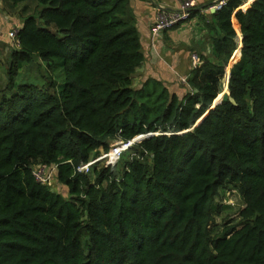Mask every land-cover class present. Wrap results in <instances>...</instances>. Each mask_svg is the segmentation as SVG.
<instances>
[{"label":"trees","instance_id":"16d2710c","mask_svg":"<svg viewBox=\"0 0 264 264\" xmlns=\"http://www.w3.org/2000/svg\"><path fill=\"white\" fill-rule=\"evenodd\" d=\"M33 1L0 97V264H264V0L191 11L211 55L183 97L156 78L134 86L145 54L133 0ZM232 56L230 93L210 108ZM37 61L35 81H15ZM148 133L116 164L78 170ZM41 165L67 196L37 180ZM228 187L245 205L220 228Z\"/></svg>","mask_w":264,"mask_h":264},{"label":"rangeland","instance_id":"374dc122","mask_svg":"<svg viewBox=\"0 0 264 264\" xmlns=\"http://www.w3.org/2000/svg\"><path fill=\"white\" fill-rule=\"evenodd\" d=\"M37 8V3L33 0H26L20 3H15L12 0H0V97H2V95L5 93L3 89H5V86L10 81L8 71L12 62L13 50L19 48V40L17 39V36L13 37L10 35V33L12 31L17 32V30H19V28L22 26L25 17L35 14L37 12ZM206 14L208 15V13ZM197 18L198 19L195 23L188 22L181 29V34L186 35L189 32L192 37L190 39L191 50L189 53L191 60L193 54H197L198 56H201V54L206 56L211 55V40L209 33L203 19L200 17ZM178 26H174L172 29L178 28ZM238 44L240 45L239 36ZM193 46L194 48L192 49ZM234 61L235 60H233L232 56L227 68L226 78L224 79V93L222 92V94H220L218 98L215 99L216 101H221L224 94L229 93V89H226V86L228 87V71L235 63ZM38 64L39 63L37 61L32 65L26 64L21 66V68L18 69V73L15 75V81H35V74H37L39 70ZM181 78L182 76L177 77L173 84L176 86L175 90L178 92L177 94L183 97L188 92H193L194 89L189 85V83L184 82ZM141 84H143L142 78L137 74L134 77V86L140 87ZM173 88L174 87H172V89ZM119 141L120 140L112 141L110 148H112ZM100 162L107 164V161L104 159ZM35 168H39V166H36ZM54 179L55 177H53V179L48 182L50 187L55 191L61 192L64 194V196H67V187L55 181ZM217 201L220 204V211L216 213L217 227H224V224L227 222V220H230L231 224L239 221V212L245 204L237 189L231 187L222 189Z\"/></svg>","mask_w":264,"mask_h":264},{"label":"crops","instance_id":"0c3cea01","mask_svg":"<svg viewBox=\"0 0 264 264\" xmlns=\"http://www.w3.org/2000/svg\"><path fill=\"white\" fill-rule=\"evenodd\" d=\"M182 0H133L132 8L136 15L137 27L140 33L142 49L145 59L142 66L135 73L142 78V82L148 78L162 80L168 88L175 90V80L179 76H188L194 67L193 59L189 57L191 34H181V29L188 23H195L199 15L191 17L187 22L181 23L178 28H171L160 35L156 40L152 39L151 27L161 9L176 10ZM217 0H196L197 7L202 9V13L207 16L208 13L204 6ZM254 0L245 1L241 8L247 9ZM233 26L237 33H241L236 16L232 17ZM239 36V34H238ZM240 39L242 38L239 36ZM242 42V41H241ZM240 46V45H239ZM194 46L192 47V49ZM241 52V50H240ZM142 85V84H141ZM172 87H174L172 89Z\"/></svg>","mask_w":264,"mask_h":264},{"label":"built area","instance_id":"2783aa9c","mask_svg":"<svg viewBox=\"0 0 264 264\" xmlns=\"http://www.w3.org/2000/svg\"><path fill=\"white\" fill-rule=\"evenodd\" d=\"M226 3L227 0H217L209 4V6L205 10L207 12H214L221 9ZM195 7H197L196 0H182L180 2L179 8L176 10L161 9L151 27L152 39L156 40L162 33L171 29L175 25L187 22L190 19L191 11ZM17 32L12 31L10 35L13 37L17 36ZM192 59L194 66L200 65L202 62L200 56H198L197 54H193ZM181 79L184 82L188 83V76L184 75ZM138 137L139 136L129 141L120 140L119 142H117V144L110 148L109 151L103 152L100 156L92 159L88 163L80 165L78 167V170L81 172H89L91 166L94 163L103 159L107 161V165L116 164L123 152H125L133 144L141 140ZM55 169V166L49 167L47 165H41L39 166V168H34V175L37 180L49 184L48 182H50V180H52L55 175Z\"/></svg>","mask_w":264,"mask_h":264},{"label":"water","instance_id":"95a60500","mask_svg":"<svg viewBox=\"0 0 264 264\" xmlns=\"http://www.w3.org/2000/svg\"><path fill=\"white\" fill-rule=\"evenodd\" d=\"M195 10H199L200 9V7H195L194 8ZM243 40V36H242V38H241V41ZM239 48H240V50H241V48H242V42H241V45L239 46ZM240 56H241V53H240ZM240 59V57L237 59V60H235L234 62H237L238 60ZM233 64V63H232ZM230 77H231V67H230V69H229V71H228V81L230 80ZM229 88V87H228ZM224 93V92H223ZM230 93V92H229ZM218 103H220V101L219 100H215L214 101V103H213V105L210 107V108H214ZM204 117V116H203ZM203 117L197 122V124L198 123H200L201 121H202V119H203ZM154 133H148V134H144V135H140L138 138L139 139H143V138H145V137H148V136H151V135H153Z\"/></svg>","mask_w":264,"mask_h":264},{"label":"clouds","instance_id":"9594fccd","mask_svg":"<svg viewBox=\"0 0 264 264\" xmlns=\"http://www.w3.org/2000/svg\"><path fill=\"white\" fill-rule=\"evenodd\" d=\"M140 136V135H139Z\"/></svg>","mask_w":264,"mask_h":264}]
</instances>
